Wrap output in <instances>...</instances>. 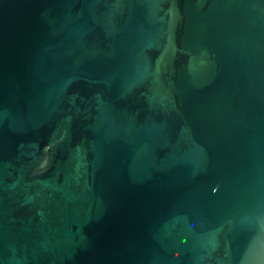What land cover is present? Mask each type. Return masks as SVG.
I'll return each instance as SVG.
<instances>
[{"label":"water","instance_id":"1","mask_svg":"<svg viewBox=\"0 0 264 264\" xmlns=\"http://www.w3.org/2000/svg\"><path fill=\"white\" fill-rule=\"evenodd\" d=\"M0 264H264V0H0Z\"/></svg>","mask_w":264,"mask_h":264}]
</instances>
